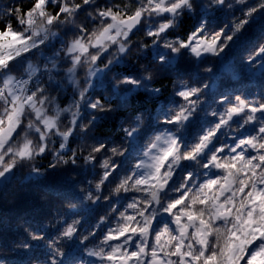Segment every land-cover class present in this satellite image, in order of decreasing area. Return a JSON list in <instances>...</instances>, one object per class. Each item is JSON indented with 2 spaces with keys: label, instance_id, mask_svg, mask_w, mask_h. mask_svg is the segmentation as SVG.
Segmentation results:
<instances>
[{
  "label": "snow or ice",
  "instance_id": "1",
  "mask_svg": "<svg viewBox=\"0 0 264 264\" xmlns=\"http://www.w3.org/2000/svg\"><path fill=\"white\" fill-rule=\"evenodd\" d=\"M239 4L245 7L237 13ZM247 4L248 0H202L200 4L196 0H135V3L129 0L127 4L105 7L97 0H31L27 6L15 3L0 12L3 17L0 34H14L20 42L15 49L0 51L3 87L15 80L12 69L18 58L44 44L45 39L39 44L34 40L41 30L73 25L71 35L64 36L61 44L68 64L66 71L72 79L87 64V76L94 82L105 55L113 48L120 54L113 59L126 54L127 42L146 17L155 16L161 21L147 30V36L159 43L179 17L188 12L196 14L201 7L205 9L199 24L186 37L163 40L165 47L175 53L173 57L190 52L194 57L204 58L222 53L244 33L252 16L264 12V0ZM216 8L232 10L233 14L227 23L210 28L207 13ZM82 12L87 21L79 19ZM244 63L252 67L264 65V38L255 43ZM52 64L59 70L56 61ZM35 75L33 70L28 79L19 82L25 87L9 96L11 110L5 108L0 113V125L7 121L11 127L7 142L21 135L25 137L18 153L22 159L31 157L32 142L27 137L32 134L37 136L41 152L47 151L50 136L59 138L60 152L69 148L70 137L74 135L79 136V145L91 143V165L102 172L88 181L94 184V191L81 189V192L84 201L91 204L107 202V211L86 234L76 220L63 224L62 238L69 244L75 242V247H60L51 241L47 264H210L221 254L219 248L213 247V241L219 218L227 214L234 201V185L238 184L239 192H247L249 196V187L264 196V187L249 185L248 179L240 175L247 168L264 184V99L238 92L220 94L215 98V106L206 113L207 122L192 135L190 125L202 110L203 102L198 89L181 82L174 93L177 102L165 107L166 114L159 117V128L121 171V165L104 159L109 146L89 142L87 129L82 127L81 105L96 109L88 96L91 84L75 92L71 103L61 107L47 86L38 80L32 85ZM48 79L52 81L53 76ZM25 113L30 117L27 121ZM83 155L81 147L80 156ZM14 167L15 163L9 165L0 176ZM229 192L232 195H227ZM210 208L216 209L214 215H206ZM236 219L242 221L243 216ZM238 231L239 224L234 223L225 247ZM29 239L42 240L44 236L33 233ZM262 254L264 233L247 241L240 260L251 261Z\"/></svg>",
  "mask_w": 264,
  "mask_h": 264
},
{
  "label": "trees",
  "instance_id": "2",
  "mask_svg": "<svg viewBox=\"0 0 264 264\" xmlns=\"http://www.w3.org/2000/svg\"><path fill=\"white\" fill-rule=\"evenodd\" d=\"M19 2L27 6L31 3V0H0V12H3L6 7ZM97 2L102 7H105L113 4H127L129 0H97ZM132 2L135 3V0H132ZM196 2L200 4L202 0H196ZM229 2H234V0H229ZM257 2L258 0H248L247 6H251ZM244 7L245 5L243 4L236 5V12L239 13ZM204 13L205 9L201 7L196 14L188 12L182 15L178 18L175 27L161 41L164 39L174 40L177 35L180 38L186 37L199 24L201 16ZM232 14V10L225 8H216L214 11L208 12L209 27L218 28L222 26L229 21ZM79 19L87 21L88 18L82 12ZM2 20L3 17H0V22ZM159 22L161 21L158 17H146L145 22L133 32L131 37L133 45L136 47L129 45L127 53L120 56L119 59H113L114 56L120 55L113 48L111 52L105 55L103 62L98 67L99 69L102 68L103 64L107 63L109 59H112V64L109 65V69L103 70L101 75L95 78L94 82L87 76V64L81 66L75 76L69 79L71 74L66 71L68 64L61 50L64 36H70L71 29L74 27L68 24L49 28L47 32L41 30L40 36L34 37V40L39 44L41 39H45L44 44H40L30 53L18 58V61L13 66L12 75L15 79L20 77L28 78L33 70H36V75L32 78V85H35L38 80L42 85L47 86L50 95L57 97V102L61 107H66L67 104L71 103L74 93L88 87L89 84H91V87L88 96L94 99L97 93L107 94V92L111 91V78L121 75L126 70L125 66L127 68L133 67L131 59L142 54V50L138 45L151 39L145 33ZM53 33H56V35H53ZM262 38H264V12H259L251 17V22L244 33L231 44L230 48L219 59L213 61L209 56L193 63L192 61H184L183 56L170 57V64L176 65L180 62L183 67L192 69L188 80L189 85L198 84L207 78V74L198 71L200 64L214 62L217 66V71L211 75L212 83L210 90L207 92V100L203 103L202 110L190 125V134H196L198 129L207 122L206 113L215 106V98L220 94L238 92L246 97L264 99V75L261 74L264 71V65L252 67L244 63L247 53ZM152 51L159 52L161 50L154 48ZM58 52H60V55H57ZM53 61L57 62L59 70L53 67ZM117 69H120V71H117ZM49 75L53 76L52 81H49ZM3 80L4 77L0 76L1 86H3ZM144 91H147V89H144ZM131 94L128 93V95ZM120 95L124 96L125 93L121 92ZM149 95L151 96L152 94L149 93ZM8 98V94L0 96V113H3L5 108L11 110L12 105L8 103ZM177 100L178 98L172 93L166 101H161L157 116L166 114L165 107L173 106ZM53 111H55V106ZM81 111V119L84 123L90 118L89 114L94 112L86 104L81 105ZM29 118L28 113H25V121ZM93 123L96 124L97 122L94 121ZM6 125L7 121L3 125H0V132L6 128ZM87 138L89 142L94 143H102L105 139L102 135L95 133L87 136ZM27 139L32 142L31 157L22 159L18 154L20 146L25 142L23 135L12 140L11 143L7 142L0 150V158H2L0 159V172H5L9 165L15 163V167L12 171L8 172L7 177L0 176V259H5L7 264H27V261L32 257H38L42 261H46L50 251L48 241L51 240L57 243L56 236L59 234L64 223H70L72 220L81 218V230L86 234L87 229L96 222L100 215H103L107 211V202H98L92 205L90 202L84 201L83 193L81 192V189L94 191V184H89L88 181L99 177L102 172L99 167L94 168L92 165L84 167L74 166L71 169L74 175L70 176L65 173L61 176L60 174H55L49 177L44 186H41L33 169L50 162L51 153L49 152L44 158H41L36 154V144L39 141L37 136L32 134ZM79 142V136L74 135L70 137L69 148L60 152V155H70V150L75 148ZM59 143L58 137L50 136L48 148L56 150L59 148ZM9 149H11V152H9ZM177 174H179V170ZM240 175L242 178L248 179L249 185L261 184L259 177L252 175L251 170L247 168ZM236 188H239L238 184H236ZM251 191V187H249L248 192L252 194ZM245 194L249 196L247 192ZM41 195L52 197L55 201L66 200L75 205L72 208L62 209L60 214L53 219V223L56 225L55 228L50 223H45L49 219L46 214L47 207L51 202L47 205L43 203L40 199ZM245 197L243 196L242 199L238 197L234 198L233 203L227 208L231 214L230 218L217 223L218 231L213 241V247L219 248L221 254L211 261L210 264H225V260L232 248L231 246L235 241V236L225 247L226 240L228 234L234 230V223L237 221L236 217L241 213L243 206L246 204ZM121 202L123 203V201ZM206 215H214L213 209H207ZM29 230L44 232L45 239L32 241L33 247L25 253L22 251V245L29 240ZM18 245L21 247L18 248ZM57 245L71 248L75 247V242L69 244L65 239H62ZM247 262L244 264H247Z\"/></svg>",
  "mask_w": 264,
  "mask_h": 264
},
{
  "label": "clouds",
  "instance_id": "3",
  "mask_svg": "<svg viewBox=\"0 0 264 264\" xmlns=\"http://www.w3.org/2000/svg\"><path fill=\"white\" fill-rule=\"evenodd\" d=\"M145 35L147 36V32ZM178 37L177 35L174 40ZM165 40L173 41L170 39ZM129 45H133L132 40L128 41L126 47L129 48ZM230 46L227 45L222 53L210 57L213 61L219 59ZM133 47L136 46L133 45ZM138 47L142 50V54L131 59L133 67L127 68L125 66L126 70L121 75L111 78V91L107 92V94L97 93L95 95L92 101L96 104V109L89 114L90 118L82 125L84 129H87L86 136L95 133L105 137L102 144L110 146L104 154V159L110 164L114 161L116 164L121 165V170L139 153L143 142L159 128L160 116H157V111L160 102L166 101L170 94L175 93L177 85L181 82L189 85L188 80L192 73V69L183 67L180 62L176 65L170 64V57H173L175 53L165 47V41L157 43L155 40L150 39L147 42H141ZM154 48H158L161 51L154 52L152 51ZM182 56L184 61H192L193 63L201 60V58L194 57L190 52H184ZM111 64L112 59H109L99 71L109 69ZM117 71H120V69H117ZM198 71L207 74V78L198 84L189 86L200 91V101L204 103L207 100V92L211 87V75L217 71V66L214 62L200 64ZM144 89H147V91H144ZM121 92H124L125 95H120ZM128 93L132 94L128 95ZM149 93L152 95L150 96ZM94 121L97 123L94 124ZM34 127L38 126L34 125ZM81 147H83L84 151L83 157L80 156ZM49 152L51 153L50 162L33 169L41 186H44L52 175L60 174L63 176L67 173L71 176L74 175L71 171L74 166L84 167L91 165L89 159V155L92 154L91 143L87 146L77 144L75 148L70 150V155L64 156L60 155V148L51 150L48 145L47 151L41 152V144L38 141L36 154L44 158ZM73 155L77 156L76 160L72 159ZM177 179H179V174H177ZM40 199L46 205L51 202L47 207L46 214L49 219L45 223H50L53 228L56 227L53 219L60 214L62 209L75 206L66 200L55 201L47 195H41ZM95 199L96 197L94 196L93 201ZM92 205H95V203L93 202ZM76 222L81 224V218L76 219ZM33 233H39L45 239L44 232L29 230V237ZM62 239L61 232H59L56 236L57 243ZM32 241L40 240L29 239L22 245L23 252L27 253L33 247ZM50 243L51 240L48 241V244ZM17 247L20 248L21 246L18 245ZM0 264H7V261L0 259ZM27 264H47V261L32 257L27 261Z\"/></svg>",
  "mask_w": 264,
  "mask_h": 264
},
{
  "label": "rangeland",
  "instance_id": "4",
  "mask_svg": "<svg viewBox=\"0 0 264 264\" xmlns=\"http://www.w3.org/2000/svg\"><path fill=\"white\" fill-rule=\"evenodd\" d=\"M19 44L20 42L14 34H0V51L15 49L16 47H19ZM101 73L102 71H98L95 78H98ZM10 83L11 82H9L8 85H10ZM12 93L15 92L10 90L7 92L9 96ZM10 131L11 127L7 122L6 128L0 132V150L7 143L6 137ZM7 176L8 172L6 175L1 177ZM261 187H264V184ZM257 196L258 199L256 201L252 199L251 202L243 208L245 210H242L239 214L243 216V220L238 221L239 231L235 234V241L231 246L232 248L225 260V264H238V262H240V256L242 255V249L246 246L247 241L251 240L253 237H258L261 233H264V196L259 194H257L256 197ZM252 198L255 197L253 196ZM256 212H259L258 216L253 215ZM247 264H264V254L253 258Z\"/></svg>",
  "mask_w": 264,
  "mask_h": 264
},
{
  "label": "built area",
  "instance_id": "5",
  "mask_svg": "<svg viewBox=\"0 0 264 264\" xmlns=\"http://www.w3.org/2000/svg\"><path fill=\"white\" fill-rule=\"evenodd\" d=\"M24 79H19L17 82L14 83V87L16 89H19L21 87H23L24 85L22 83H19V82H22Z\"/></svg>",
  "mask_w": 264,
  "mask_h": 264
},
{
  "label": "water",
  "instance_id": "6",
  "mask_svg": "<svg viewBox=\"0 0 264 264\" xmlns=\"http://www.w3.org/2000/svg\"><path fill=\"white\" fill-rule=\"evenodd\" d=\"M140 27V25L137 27V29ZM137 29H135L134 31H136Z\"/></svg>",
  "mask_w": 264,
  "mask_h": 264
}]
</instances>
